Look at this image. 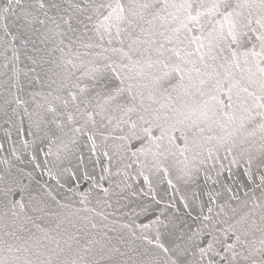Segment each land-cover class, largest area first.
Masks as SVG:
<instances>
[{
  "label": "snow or ice",
  "instance_id": "snow-or-ice-1",
  "mask_svg": "<svg viewBox=\"0 0 264 264\" xmlns=\"http://www.w3.org/2000/svg\"><path fill=\"white\" fill-rule=\"evenodd\" d=\"M0 117V264H264V0H0Z\"/></svg>",
  "mask_w": 264,
  "mask_h": 264
},
{
  "label": "water",
  "instance_id": "water-1",
  "mask_svg": "<svg viewBox=\"0 0 264 264\" xmlns=\"http://www.w3.org/2000/svg\"><path fill=\"white\" fill-rule=\"evenodd\" d=\"M21 67H23V62L21 64ZM7 127L6 125H4L3 123V118L0 117V144L3 145V148L0 149V159L2 158H6L9 156V149L11 148L12 144L11 142L7 141L6 138H5V135H4V128ZM18 138L16 137V134L15 132L13 131V135H12V140L13 141H16ZM43 159V157H41V160ZM26 163V166L28 168H30L31 166L30 165H27V161L25 162ZM3 166L0 165V168H2ZM226 175V173H225ZM36 178L41 180V182L43 181H48L49 178L47 176H41V174L39 172L36 173ZM54 183V182H52ZM87 185L85 184L84 187H86Z\"/></svg>",
  "mask_w": 264,
  "mask_h": 264
}]
</instances>
